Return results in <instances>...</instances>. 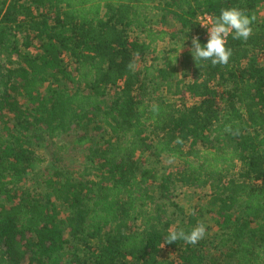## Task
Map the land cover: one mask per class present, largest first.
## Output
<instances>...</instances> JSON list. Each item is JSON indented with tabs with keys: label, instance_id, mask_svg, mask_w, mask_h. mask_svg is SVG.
I'll return each instance as SVG.
<instances>
[{
	"label": "trees",
	"instance_id": "1",
	"mask_svg": "<svg viewBox=\"0 0 264 264\" xmlns=\"http://www.w3.org/2000/svg\"><path fill=\"white\" fill-rule=\"evenodd\" d=\"M263 3L0 0V264H264ZM230 7L255 17L253 34H230L228 64L201 69L189 51L194 36L207 43L198 16ZM152 11L177 32L152 27ZM178 35L193 76L183 87L178 49L156 75L127 67ZM160 87L193 100L168 101ZM69 132L82 168L54 170L42 194L23 186L44 136ZM161 155L178 167L148 166ZM182 187L206 189L205 200L187 212L173 200ZM206 217L213 234L161 248L169 229Z\"/></svg>",
	"mask_w": 264,
	"mask_h": 264
},
{
	"label": "rangeland",
	"instance_id": "2",
	"mask_svg": "<svg viewBox=\"0 0 264 264\" xmlns=\"http://www.w3.org/2000/svg\"><path fill=\"white\" fill-rule=\"evenodd\" d=\"M158 0H156L157 2ZM158 12L152 11L149 24L158 29H165L169 32H177L179 27L174 21H171V18L160 20ZM255 17L258 19L264 18V3L261 4L256 10ZM185 40L178 35L174 39L166 38L163 41H158L154 43L151 47L153 50H149L143 56L136 57L133 68L135 71L143 72V67H148L149 71L156 75L157 73L153 72L154 67H163V61L166 55L169 53H174L178 55L180 48L181 51L178 55V61L176 62V73L173 78L175 85L179 81L180 86L183 87L185 83L191 81L193 76L189 69L188 73L184 72V57L183 54L188 50L187 45H185ZM187 67V66H186ZM185 67V69H186ZM187 70V69H186ZM191 77V78H189ZM158 78H155L156 81ZM176 81V82H175ZM168 101H174L179 104L191 103L192 98L187 94H182L178 91L177 94H173L172 91L169 92L164 87H160L158 90ZM177 91V90H174ZM75 139V134L69 132L64 135H59L56 137L44 136V138L39 142L37 147V153L43 158V162L36 166L33 171H31L23 182V186L32 189L38 193H44L45 191V181L54 170L62 169L67 171H77L80 170L85 162L86 151L84 147L75 145L73 140ZM178 161L167 156L161 155L159 157L149 158L148 166L154 167L159 173H167L173 171L178 167ZM207 190L206 189H189V188H178L175 190L173 195V200L180 206L183 207L187 212H189L193 206L200 205L205 200ZM61 208V207H60ZM169 213L173 211V208H168ZM179 216L177 217V220ZM202 222L206 227V234H213L216 231V227L213 225L212 220L208 217L203 218ZM199 222V223H200ZM204 236V237H205ZM169 252V251H164Z\"/></svg>",
	"mask_w": 264,
	"mask_h": 264
},
{
	"label": "clouds",
	"instance_id": "3",
	"mask_svg": "<svg viewBox=\"0 0 264 264\" xmlns=\"http://www.w3.org/2000/svg\"><path fill=\"white\" fill-rule=\"evenodd\" d=\"M254 20L255 17L249 16L244 10L237 7H230L221 9L218 17L211 18L206 24H201V26L207 27V43L201 45L199 38L194 36L191 39L192 47L189 49L196 65L201 69L204 66L202 63H199L201 61H210L213 66L217 64L227 65L232 56V49L226 47L228 36L231 34L233 39H240L246 42L253 34L252 24ZM169 59L171 60L170 57ZM127 67L132 69L133 64L130 62ZM151 111L157 113L159 106L153 104ZM176 142L181 143L179 139ZM205 234L206 227L202 222L198 223L188 232H185L182 228H171L161 248L165 244L177 242L178 240L194 246L204 238Z\"/></svg>",
	"mask_w": 264,
	"mask_h": 264
},
{
	"label": "built area",
	"instance_id": "4",
	"mask_svg": "<svg viewBox=\"0 0 264 264\" xmlns=\"http://www.w3.org/2000/svg\"><path fill=\"white\" fill-rule=\"evenodd\" d=\"M212 18L211 15L203 13L198 16V22L200 28L204 31L203 33L207 36V27L206 26H201V24H206L209 22V20Z\"/></svg>",
	"mask_w": 264,
	"mask_h": 264
}]
</instances>
